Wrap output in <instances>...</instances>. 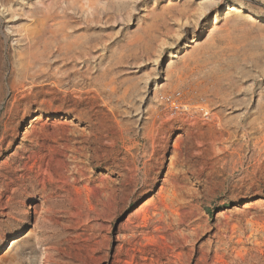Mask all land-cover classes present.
Instances as JSON below:
<instances>
[{"label": "rangeland", "instance_id": "obj_1", "mask_svg": "<svg viewBox=\"0 0 264 264\" xmlns=\"http://www.w3.org/2000/svg\"><path fill=\"white\" fill-rule=\"evenodd\" d=\"M211 1L0 0V264H264V0Z\"/></svg>", "mask_w": 264, "mask_h": 264}, {"label": "built area", "instance_id": "obj_2", "mask_svg": "<svg viewBox=\"0 0 264 264\" xmlns=\"http://www.w3.org/2000/svg\"><path fill=\"white\" fill-rule=\"evenodd\" d=\"M161 109L168 113L169 117L188 116L201 113L209 117V111L204 105H194L186 101L184 93L179 90L165 95L160 102Z\"/></svg>", "mask_w": 264, "mask_h": 264}, {"label": "bare ground", "instance_id": "obj_3", "mask_svg": "<svg viewBox=\"0 0 264 264\" xmlns=\"http://www.w3.org/2000/svg\"><path fill=\"white\" fill-rule=\"evenodd\" d=\"M216 4V2H214V1H211V0H206V4H205V7H203L204 8V10H205V12L204 13H202V16H201V18L199 19V20H197L196 21V23H195V25L197 26V27H201V25L203 24V21H204V19L206 18V16H207V14H208V12L211 10V8L213 7V5H215ZM224 11L225 12H227V16L228 15H232V14H234L235 16H241V13L243 12V11H247L246 10V8L244 7V5H243V3H238V2H231L230 4H225L223 7L221 6V7H218L217 8V10H216V13H215V17H214V23H216V21H217V19H218V17H219V15H220V13H224ZM202 12V11H201ZM248 13H250V15H248L246 18L247 19H252L256 14L253 12V11H249ZM252 14V15H251ZM257 16V15H256ZM194 22V21H193ZM190 25V24H189ZM187 26V25H186ZM214 26H216L215 24H214ZM194 32H195V28H194ZM197 37V36H196ZM196 42V40H193V43H195ZM198 92V91H197ZM150 228L152 229V230H154L155 229V225L154 224H151L150 225ZM173 229V228H172ZM194 231V233H195V236H199V234H198V232H197V229H194L193 230ZM152 232H155V231H152ZM175 232H176V234H178V232H179V228L178 227H176L175 228ZM183 233V232H182ZM193 233V232H192ZM189 235V234H188ZM182 240V239H181ZM186 240V239H185ZM15 241V240H14ZM14 243H16V242H14ZM179 258V257H178ZM2 262H5V260H4V258H0V263H2Z\"/></svg>", "mask_w": 264, "mask_h": 264}]
</instances>
